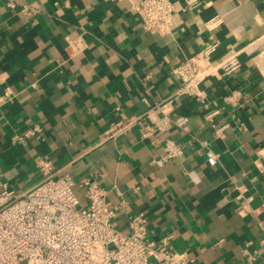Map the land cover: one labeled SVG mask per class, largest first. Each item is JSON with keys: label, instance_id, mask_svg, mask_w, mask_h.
I'll return each mask as SVG.
<instances>
[{"label": "crops", "instance_id": "1", "mask_svg": "<svg viewBox=\"0 0 264 264\" xmlns=\"http://www.w3.org/2000/svg\"><path fill=\"white\" fill-rule=\"evenodd\" d=\"M173 1V30L160 34L142 29L130 0H0V180L28 189L40 179L35 159L45 157L58 175L98 178L124 232L128 216L143 212L149 239L194 264H240L245 247L257 252L252 264H264L256 227L264 217V77L254 63L264 0H200L194 8ZM215 16L212 58L236 52L239 70L206 81L207 108L192 99L173 103L171 115H189L188 130L141 137L146 113L177 88L170 67L207 42ZM71 37L85 46L75 55L65 50ZM234 88L244 94L239 106L223 99ZM117 106L140 119L110 140L104 132L119 117ZM32 124L39 137L14 139ZM167 138L183 154L158 165ZM203 139L218 154L212 166Z\"/></svg>", "mask_w": 264, "mask_h": 264}, {"label": "built area", "instance_id": "2", "mask_svg": "<svg viewBox=\"0 0 264 264\" xmlns=\"http://www.w3.org/2000/svg\"><path fill=\"white\" fill-rule=\"evenodd\" d=\"M130 10L139 19L144 30L160 34L172 32L177 11L173 0H130ZM188 8L200 5V0H185ZM26 13L31 8L23 4ZM220 18L213 17L206 24L210 34L207 42L195 53L184 57L170 67L177 79V88L163 102L156 104L146 113L149 122L144 124L141 137H149L170 126L188 130L189 115L170 114L173 103L192 99L202 108L208 107L205 91L206 81L214 76L223 78L234 75L241 66L236 52L224 59L214 60L213 53L219 46L213 30ZM79 37L69 38L65 47L68 55H75L84 49ZM254 61L264 77V38L262 48ZM244 96L240 89H232L224 101L233 106L241 105ZM119 117L106 128L105 138L114 140L129 131L140 119L127 116L118 106ZM154 111L160 116L151 117ZM219 130H215L218 134ZM42 129L32 124L22 133L14 136L24 142L29 137H39ZM205 147L206 162L214 165L218 154L206 140H200ZM183 149L178 142L167 138L155 161L163 165L170 159L178 158ZM40 179L28 189L16 192L0 180V264H194L195 260L184 251H176L165 245H157L148 237L143 212L128 216V232L114 226L116 206L106 202L108 188L96 177L84 176L75 181L70 175H58L52 160L45 157L35 159ZM75 186L79 188L77 193ZM256 227L262 235L264 246V217L256 220ZM244 258L240 264H252L257 252L243 249Z\"/></svg>", "mask_w": 264, "mask_h": 264}]
</instances>
